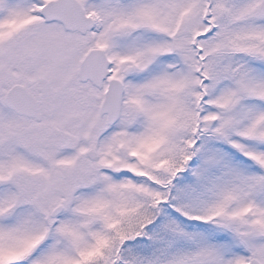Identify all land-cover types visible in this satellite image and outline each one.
I'll return each instance as SVG.
<instances>
[{"label":"snow or ice","instance_id":"snow-or-ice-1","mask_svg":"<svg viewBox=\"0 0 264 264\" xmlns=\"http://www.w3.org/2000/svg\"><path fill=\"white\" fill-rule=\"evenodd\" d=\"M0 264H264V0H0Z\"/></svg>","mask_w":264,"mask_h":264}]
</instances>
